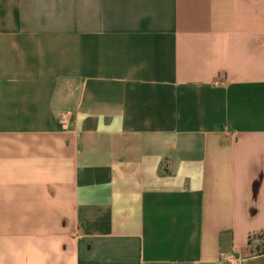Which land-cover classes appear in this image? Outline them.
Segmentation results:
<instances>
[{
	"label": "crops",
	"instance_id": "crops-1",
	"mask_svg": "<svg viewBox=\"0 0 264 264\" xmlns=\"http://www.w3.org/2000/svg\"><path fill=\"white\" fill-rule=\"evenodd\" d=\"M264 0H0V264H264Z\"/></svg>",
	"mask_w": 264,
	"mask_h": 264
},
{
	"label": "built area",
	"instance_id": "built-area-1",
	"mask_svg": "<svg viewBox=\"0 0 264 264\" xmlns=\"http://www.w3.org/2000/svg\"><path fill=\"white\" fill-rule=\"evenodd\" d=\"M223 263L225 264H240L241 261L234 255H226L223 257Z\"/></svg>",
	"mask_w": 264,
	"mask_h": 264
},
{
	"label": "trees",
	"instance_id": "trees-1",
	"mask_svg": "<svg viewBox=\"0 0 264 264\" xmlns=\"http://www.w3.org/2000/svg\"><path fill=\"white\" fill-rule=\"evenodd\" d=\"M255 241H260L262 244V247L258 249V253L264 255V232L260 233V234H256L255 236H253V239Z\"/></svg>",
	"mask_w": 264,
	"mask_h": 264
}]
</instances>
